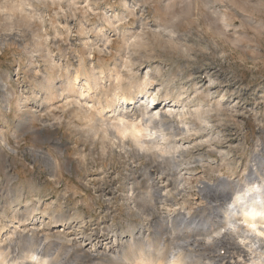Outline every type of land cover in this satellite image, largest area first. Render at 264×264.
<instances>
[{"label":"rangeland","instance_id":"1","mask_svg":"<svg viewBox=\"0 0 264 264\" xmlns=\"http://www.w3.org/2000/svg\"><path fill=\"white\" fill-rule=\"evenodd\" d=\"M260 4L264 0H0V245H8L11 233L23 229L14 231L19 216L30 217L27 212L36 209L27 227L51 238L56 234L53 239L60 242L67 236L72 243L63 242L77 250L85 246L87 254L93 250L90 237L97 251L107 254L106 261H87L110 264V250L128 246L132 230L138 241L153 242L157 230L168 227L178 212H206L207 200L198 191L202 181L245 180L252 156L264 146ZM81 57L87 70H105L103 85L108 91L116 83V68L128 92L131 80L154 79L149 92L132 88L134 103L129 107L118 99L119 111L127 108L140 115L142 105L154 96L160 99L156 110L170 115L175 127L200 129L186 135L191 138L183 136L186 150L178 161L180 170H172L168 161L156 165L159 171L167 167L166 189L173 195L166 203L133 198L147 188L145 175L155 162L145 155L151 152H142L141 158L109 143L104 151L92 144V134L72 107H64V98L53 106L46 101L45 78L54 73L50 58L59 66V89L65 84L60 66L78 67ZM130 61L135 77L127 69ZM198 105L208 111L207 123L196 116ZM28 115L32 123L22 127ZM129 144L137 148L130 140ZM41 151L58 166L48 164ZM52 213L63 215L59 224L51 219ZM161 237L159 246H151L159 247L161 257L171 249L187 257L186 246L177 248L175 238ZM65 243L62 252L70 247ZM217 247L197 248L188 253L196 256L184 263L207 262L205 254Z\"/></svg>","mask_w":264,"mask_h":264},{"label":"bare ground","instance_id":"2","mask_svg":"<svg viewBox=\"0 0 264 264\" xmlns=\"http://www.w3.org/2000/svg\"><path fill=\"white\" fill-rule=\"evenodd\" d=\"M50 59V65L53 68L54 73H49L45 78L48 82L45 88L46 101L52 102L51 106H53L54 101L59 98H64V107H72L71 112L75 117L81 120V124L87 128V132L92 134V136H90L92 137V144L94 146L100 144L104 151L107 149L106 147H108L107 143H109V145L112 146L117 145L121 150L125 151L126 154H137L141 158L144 157L143 154L141 155L142 152H151L149 154L147 153L148 155H145L146 159H151L155 162V165H152L145 175L149 178L147 188L145 186V190H141L142 192H138L137 196H134L133 198L135 201L138 199L144 200V202L146 200L148 202L154 201L166 203L172 194L166 189V186L168 185L167 167H165V169L162 168V171H159L156 165H164L168 161L173 166L171 168L172 170H180L178 161L186 150V145L183 143V136L187 137L186 139L189 137L191 138V136L188 137L186 135H191L192 131L197 133L200 129L195 130L189 125L187 129L175 127L170 115L166 112L162 113L156 110L159 105L158 100L160 101V99H157L154 96L152 97V100L151 98L150 100L145 98L148 102L147 104L142 105L143 109L142 113L140 112V115H138L139 112H126L127 108H122L120 111L119 108L117 109L118 105H116V103H118V99L128 107L130 104L134 103L132 88L135 86L139 87L140 91L141 88H143L144 91L146 90L149 92L148 90H150L155 83L154 79L151 77H148V80L141 82L135 80L137 84L131 80L130 89L132 91L130 90V92H128L129 90L126 91V89L129 88V85H127V88L122 85V80L124 79H121L120 71H118L120 69L116 70V68L113 73L116 83H114L115 85L110 92L108 89H105L107 87H104L103 85L106 81L105 79L108 78V76L102 74L105 70L103 71V69H100V74L87 70L81 57L79 58L78 67H75L72 64H63L60 66V70L64 69L65 72L59 77H63L65 84L58 89L57 87L59 86H56L57 83L55 81L57 77L55 78V76H57V68L59 66L55 63L53 58ZM130 62L129 65H127V69L129 67V75H133L134 67L132 65L134 62ZM135 75L138 76V74ZM133 77L135 76L133 75ZM110 79L111 76L109 77V80ZM201 107L199 105L196 107V116L201 123H207L206 114L208 111ZM184 108L185 107L183 106V109ZM32 120L33 118L28 115L22 122V127L31 124ZM129 140L135 144L137 152H135V149H130L132 147L129 144ZM259 150L260 151L255 152L252 156L250 170L248 171L245 180L241 181L219 178L214 182L202 181L201 184H199V194L202 198L207 200V208H209V211L207 210L206 212L198 213L196 215L192 214L194 211L186 212L184 210L185 212H178L174 216V220L172 219L173 222H170L171 218L169 217L170 219L167 222L168 227L161 226V229H163L164 232L167 229L166 233H163V231L161 232L160 230H157V232L154 230V232L157 233L156 238H158L155 241L153 240V242L151 240L148 241V243L147 240L141 242L138 241V236H136L137 234L134 232L135 230H132L133 233L130 235V239H127L128 241H126L128 246H122L118 249H109L110 251L113 250V252L110 253H113L112 255H114L113 257L110 256L112 258L110 264H185L184 260H186L188 256V258L192 255L196 256V253L195 255L191 253V256L188 255L189 252H192L197 248H204L211 245H216L218 247L214 250L211 249L212 252L209 253L210 256L208 253L205 254L206 258H209L210 260H207V262L201 260L202 264H264V175L261 174L264 170V146ZM42 154L48 164L53 167L58 166L57 164L59 163H56V160H54L52 156L45 152H42ZM156 168L157 171H159L158 173L155 171ZM157 174L159 176H156ZM35 211L36 209L28 211L27 215L30 217L19 216V220L14 224L12 223L13 226H15V232L19 226L23 228V231L19 229L21 232L17 231V234L11 233L12 241L5 242L9 243L8 245H0V264H43L45 261H47V264H88L90 261L91 264H100L102 260L106 261L103 255L104 253H107L104 251H100L102 253L98 252L97 245H95L92 239L88 236L90 244L93 245L91 246L93 247V250H91L90 254H87L89 251L87 253L85 252V246L78 250L75 245L76 248L74 246L71 247L69 244H71L72 241L66 239V235L63 241L65 240L66 242V240H69L71 243L68 242L67 244L63 241L60 242L62 239H53L57 236L56 234L55 237L51 238L50 236H45V233L43 234L41 231L38 232L39 230L33 231V226L30 228L29 226L27 227L28 220L31 221L35 218ZM55 214H53L51 219H53L55 224H59V222L62 221L61 218H63V215L59 218ZM160 221L162 222V219ZM30 224L32 223L30 222ZM155 224L157 225V223ZM162 224L164 223L162 222ZM142 227L144 228L145 226L142 225ZM130 228L132 229L133 227ZM157 228L159 229V227ZM122 233H124V231L120 234L122 235ZM141 233L140 237H143ZM165 234L166 236H169L170 240L175 238L174 246L177 248L178 246L187 247L189 252H186L187 257L185 256V259L183 251L177 253L172 252L174 249H171V254L169 252H163L166 253V255L161 257V251L157 249L159 247L151 248L153 245L159 246L160 240L163 242L161 236H165ZM59 238L61 237L59 236ZM178 240H180L181 243H179ZM63 243L70 246L69 249L68 247L66 248L68 250L65 252H62L63 250L61 251L60 249L63 246L65 247ZM162 246L165 245L162 244ZM146 247L149 250H145ZM166 250L167 249H164V251ZM184 250L186 251V249ZM198 256L200 255L197 254V257ZM32 257H36V259L33 260ZM88 257L96 258L101 261L92 263L93 259L87 261V259H89ZM202 257L203 256H201V258ZM199 260L200 258L197 261ZM191 261H193V257L190 262ZM217 261H220V263H216ZM185 262L188 263L187 261ZM107 263L109 262H106V264Z\"/></svg>","mask_w":264,"mask_h":264},{"label":"clouds","instance_id":"3","mask_svg":"<svg viewBox=\"0 0 264 264\" xmlns=\"http://www.w3.org/2000/svg\"><path fill=\"white\" fill-rule=\"evenodd\" d=\"M259 7H260L261 9H264V4H260ZM32 259L35 260L36 257H32ZM43 264H47V261L43 262Z\"/></svg>","mask_w":264,"mask_h":264}]
</instances>
